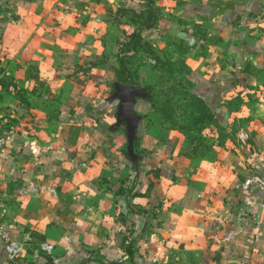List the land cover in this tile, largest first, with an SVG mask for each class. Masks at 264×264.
Masks as SVG:
<instances>
[{
	"label": "crops",
	"instance_id": "obj_1",
	"mask_svg": "<svg viewBox=\"0 0 264 264\" xmlns=\"http://www.w3.org/2000/svg\"><path fill=\"white\" fill-rule=\"evenodd\" d=\"M151 48L228 149L161 125ZM115 81L147 93L134 155ZM263 202L264 0H0V264H264Z\"/></svg>",
	"mask_w": 264,
	"mask_h": 264
},
{
	"label": "rangeland",
	"instance_id": "obj_2",
	"mask_svg": "<svg viewBox=\"0 0 264 264\" xmlns=\"http://www.w3.org/2000/svg\"><path fill=\"white\" fill-rule=\"evenodd\" d=\"M117 30L118 26L114 25L109 36L111 41L113 39L116 41V37L120 35L116 34ZM117 41H119L118 38ZM173 48L175 52H182L185 49L178 43H175ZM163 50L165 49L142 50L135 61L130 60L135 70H143V67H146L152 71L150 74L152 85H149V88H152L151 91L157 86L160 88V97H163L165 93L161 100L157 99L158 103L165 102L158 105L157 115L161 125L171 126L176 134L181 135L182 150L190 157L216 155L223 152L224 148L228 149L229 147L226 146L232 141V134L220 128L211 116L202 112L201 102L187 95L185 73L181 68L180 57H176L172 49H167L169 51L165 52ZM149 54L155 60L158 58L159 60L154 62L155 60ZM173 59L176 60L173 61ZM171 77L174 78V82L170 81Z\"/></svg>",
	"mask_w": 264,
	"mask_h": 264
},
{
	"label": "water",
	"instance_id": "obj_3",
	"mask_svg": "<svg viewBox=\"0 0 264 264\" xmlns=\"http://www.w3.org/2000/svg\"><path fill=\"white\" fill-rule=\"evenodd\" d=\"M116 91L111 101L119 100L117 119L118 123L126 122L128 131L129 152L134 155V142L138 138V129L140 127L142 116L136 110L138 98H146L147 93L140 85L128 84L119 81L114 83Z\"/></svg>",
	"mask_w": 264,
	"mask_h": 264
},
{
	"label": "built area",
	"instance_id": "obj_4",
	"mask_svg": "<svg viewBox=\"0 0 264 264\" xmlns=\"http://www.w3.org/2000/svg\"><path fill=\"white\" fill-rule=\"evenodd\" d=\"M259 183V184H262V178H260L259 176L257 177H254V178H249V179H246L243 183H242V186L245 188L251 186L253 183ZM262 207L264 209V202L262 204ZM44 249L46 250H49L50 248L48 246H43ZM7 250H8V253H10L11 256H15L16 253L18 252V249L14 246H11V244L7 247Z\"/></svg>",
	"mask_w": 264,
	"mask_h": 264
}]
</instances>
